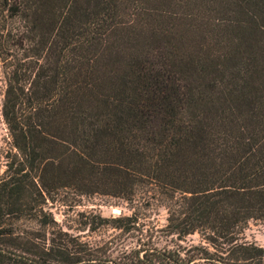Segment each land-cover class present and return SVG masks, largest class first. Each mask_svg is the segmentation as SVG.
I'll use <instances>...</instances> for the list:
<instances>
[{
  "label": "trees",
  "instance_id": "obj_1",
  "mask_svg": "<svg viewBox=\"0 0 264 264\" xmlns=\"http://www.w3.org/2000/svg\"><path fill=\"white\" fill-rule=\"evenodd\" d=\"M0 75V264H264V0H0ZM68 188L167 224L113 219L115 255L59 227Z\"/></svg>",
  "mask_w": 264,
  "mask_h": 264
},
{
  "label": "rangeland",
  "instance_id": "obj_2",
  "mask_svg": "<svg viewBox=\"0 0 264 264\" xmlns=\"http://www.w3.org/2000/svg\"><path fill=\"white\" fill-rule=\"evenodd\" d=\"M4 81L0 75V166L3 164L8 148L5 145L7 136L6 125L2 117V101L4 95ZM4 170V166H1ZM135 205L110 195L87 194L82 195L74 189H61L55 192L48 208L59 227L71 237L93 247H102L116 255L120 247L133 248L136 245L134 236L116 230L111 221L119 216H131L134 211L139 217V223L148 235H156L167 224V211L161 206L147 203L140 195ZM134 207V209H133ZM245 238L249 242L264 247V221L249 223ZM199 234L190 235L182 240L177 236L161 237L156 240L160 248L176 249L200 244Z\"/></svg>",
  "mask_w": 264,
  "mask_h": 264
}]
</instances>
